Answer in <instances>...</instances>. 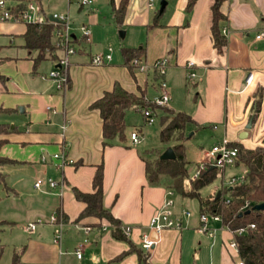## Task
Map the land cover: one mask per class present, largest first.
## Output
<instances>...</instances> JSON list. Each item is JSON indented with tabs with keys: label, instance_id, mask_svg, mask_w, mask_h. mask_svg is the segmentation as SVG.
Listing matches in <instances>:
<instances>
[{
	"label": "crops",
	"instance_id": "1",
	"mask_svg": "<svg viewBox=\"0 0 264 264\" xmlns=\"http://www.w3.org/2000/svg\"><path fill=\"white\" fill-rule=\"evenodd\" d=\"M119 1L115 0L117 4ZM187 1L167 0L158 23L154 24L160 7L152 11L149 0H130L124 22L144 35V40L139 38L137 42L139 46H128L144 47V63L168 59L164 75L170 95L168 105L177 111L182 109L178 105H191L185 109L197 125L189 127L190 136H200L202 142L211 141V146L201 147L198 165L206 159V150L225 139L241 142L248 148L264 146V34L257 37L264 33V0L222 3L226 19L221 22V31L227 38L222 52L215 47L212 33L214 0H197L191 11H187ZM225 28L227 33L223 32ZM26 30L24 22L0 23V35L10 38L9 44H0V53L12 47L17 36L22 38L21 47L25 50L22 55L0 54V72L6 76L4 82L0 81V107L17 109L1 118L10 124L11 131L0 133V155L14 160L12 167L2 170L7 175L20 176L18 181L28 180L34 189L25 201L24 188L12 186L5 199L9 205L0 210V221L9 222L4 226L18 224L27 234L26 240L14 249L20 253L21 260L25 264H144L139 254L131 251V244L142 249L141 236L150 231L151 218L172 198L173 210L181 216L180 224L160 231L151 250H143L148 253V263L238 264L241 259L237 247L231 244L234 234L230 228L223 222H211L217 229L213 237L199 230L200 214L210 210V200L219 185L201 196L208 203L203 210L199 201V215H183L188 203L185 199L192 197L182 196L165 182L149 183L144 158L151 154L131 139L136 129L131 132L126 129L124 142L104 143L100 112L91 109V103L111 90L116 82L132 92L145 90V97L151 100L147 97L150 79L157 91L156 98L161 92L156 71H132L125 64L122 50L119 59L93 65L92 57L105 54L107 49H103L90 53L89 59L74 57L65 71L66 85L59 87L57 79L36 71L34 60L24 47ZM72 36L76 39L75 34ZM90 41L91 31L86 42ZM57 51L50 71L60 68L63 54ZM79 52L83 53L84 48ZM189 61L195 63L192 70L196 73L190 79ZM5 62L15 66L9 77L1 68ZM251 71L255 76L248 84L246 77ZM260 92V109L255 112ZM251 117L252 127L246 129ZM244 131L248 135L242 139ZM63 156L67 160L64 163ZM99 165L103 167V203L120 220L123 229L130 228L125 233L128 240L115 238L113 225L107 219L96 216L78 219L86 204L75 197L73 187L93 192ZM235 167L239 165L219 168L221 183L227 181L226 171ZM33 171L38 174L36 180L45 181L43 187H35L36 180L33 182L29 174ZM48 178L59 184L51 187ZM59 209L66 221L58 218ZM54 216L58 219L53 220ZM33 221L39 222L36 229L26 230L25 226ZM60 230L62 240L56 242ZM79 244H83L81 258L76 254Z\"/></svg>",
	"mask_w": 264,
	"mask_h": 264
},
{
	"label": "trees",
	"instance_id": "2",
	"mask_svg": "<svg viewBox=\"0 0 264 264\" xmlns=\"http://www.w3.org/2000/svg\"><path fill=\"white\" fill-rule=\"evenodd\" d=\"M21 4H26L29 0H20ZM41 5V0H35ZM197 0L187 1V11H191ZM225 0H214L212 11V33L214 45L219 52L223 51L227 43L226 36L221 31V22L226 19L225 14L221 10V5ZM130 0H120L117 4L115 0H110L114 20L117 25L124 23L125 15ZM44 12V8L40 6ZM163 12L158 9L155 13L154 24L158 23L159 17ZM27 30L24 33V47L31 54L35 66L47 59L56 58V51L61 48L59 39H54L57 29L61 28L59 23L46 21L43 23H26ZM122 54L125 58V64L134 71L136 65L133 63L135 59L142 61L145 56V49L141 47H123ZM36 53V55H33ZM6 76L0 72V81L4 82ZM145 90H139V93L125 89L119 82H116L111 90H107L104 94L91 103V109H97L102 119V135L105 144H113L115 142H124L127 140V123L126 114L131 109H137L141 112L147 110L156 113L161 111V130L160 139L165 147L171 146L176 154L175 159H161L162 149L148 150V154L154 157H145V172L147 179L151 185H158L163 182L174 189L177 193L185 197H197L203 207L208 203L201 199V189L212 183L218 177V167L207 166L201 170L198 177L190 179L189 185L185 179L189 177L188 163L190 162L186 156V140L189 138L188 129L190 126L197 125L196 120L191 114L184 110H175L169 105H157L145 97ZM255 112L260 109L262 92L259 93ZM17 109L0 107L1 114H10ZM145 120L147 121V117ZM10 124L0 122V133L10 132ZM2 143V142H0ZM230 146L237 147L238 156L236 165L245 167L246 172L244 178L228 187L224 192L220 193L214 199L211 209L221 214L222 222L232 231L240 227H245L250 223H254L255 227L249 229L239 235L235 233L237 241V249L240 259L246 264H264V210L253 209L254 205L264 202V146L255 148L245 147L241 142H230ZM13 159L0 155V181L5 184L7 174L2 170L4 165L12 164ZM93 192H84L73 187L75 197L83 201L86 205L81 211L78 219L86 216H96L101 219H107L113 225V235L117 239L128 240L121 222L114 217L112 212L105 207L103 203V167L99 165L93 179ZM8 190V191H9ZM229 199L227 202L226 200ZM249 202V204H247ZM58 218L66 221L65 214L58 210ZM9 223L6 220L0 221V231L4 225ZM143 248H137L131 244V251L139 254L141 262L148 263V253L143 252ZM1 259V253H0ZM1 264V260H0ZM11 264H25L21 260L19 252L14 251Z\"/></svg>",
	"mask_w": 264,
	"mask_h": 264
},
{
	"label": "rangeland",
	"instance_id": "3",
	"mask_svg": "<svg viewBox=\"0 0 264 264\" xmlns=\"http://www.w3.org/2000/svg\"><path fill=\"white\" fill-rule=\"evenodd\" d=\"M81 0H72L70 3L69 0H41V5L37 3L38 6H42L47 15H51L53 13H65L69 15V25H68V33L75 34L76 39H74L73 44L76 49V52L69 55V61H73V58L76 56H82L84 59H89L90 53H95L101 51L103 49H107L104 53H110L112 55L113 60H117L121 55V48L128 46H139L137 43L139 38L143 39L144 35L141 32H137L136 28L131 27L128 23L124 22L123 25L118 26L113 19L112 6L110 4V0H92L91 4L81 5ZM153 8L152 11L157 10L160 7L161 0H152ZM96 17V19H92ZM86 25L89 31H91V41L86 42L84 39V31L82 27ZM121 31L127 32L128 35H121ZM57 38L56 32L54 35V39ZM144 40V39H143ZM22 38L17 36L14 38L13 46L2 51L0 54L2 55H11L15 56L16 54H24L25 50L21 47ZM10 38L4 35H0V44H9ZM84 48V52L80 53V49ZM110 49V50H109ZM59 54L62 53L65 55V50L63 48H59ZM33 55H36L34 53ZM62 56V57H63ZM1 66L2 70L5 71L7 77L15 71V66L12 63L5 62ZM136 65L135 71L139 72ZM51 68H54V62L52 58H47L36 65V71L46 72L49 74ZM165 78V76H164ZM166 80V79H165ZM153 81L149 80V85L147 89V97L151 100H154L157 95V91L155 87L152 85ZM156 83V82H155ZM191 90L193 88L191 87ZM184 92V90H182ZM182 108L181 110L186 111L185 107H190L191 105H178ZM188 112V111H186ZM189 113V112H188ZM5 117V114L0 115L1 118ZM161 111L157 110L156 113L152 114L153 121H146L144 113L137 109H131L127 113V123L128 128L127 131L131 132L132 130H137L139 132L140 141L137 143L139 148L153 150V149H162L165 148V145L161 142L160 139V130H161ZM2 122V121H1ZM141 126V127H140ZM141 128V130L139 129ZM140 130V131H139ZM200 136L193 135L190 136L186 140V156L190 161L188 163L189 177L185 179L187 185H189L190 179H195V173L200 170V163L206 161L203 160L197 162L202 158V146H211V141L209 139L205 141H200ZM246 147V146H245ZM156 155V154H155ZM151 154L150 157L155 156ZM12 167L11 164L4 165V169H8ZM28 167V166H26ZM246 169L243 166L235 167L232 169H228L226 171L225 178L227 181L222 180V176L219 175L212 183L205 186L201 190V196H206L209 191L214 189L216 185L217 191L213 193L212 198L210 200V204L213 205V201L217 194L220 192H224L226 187L233 185L244 178ZM32 175L33 182L36 180L38 174L33 171L29 173ZM29 175V176H30ZM37 175V176H36ZM234 175V176H233ZM6 183L10 188L13 186H17L19 188H24L26 194L23 196V200H28L27 198L32 194L34 189L30 187L28 180L18 181L17 179L20 177L16 175H7ZM233 176V177H232ZM231 177V178H230ZM230 178V179H229ZM234 179V180H233ZM14 182H17L16 185ZM221 183V184H220ZM44 186V185H43ZM42 186V187H43ZM37 189V188H36ZM5 187L4 183L0 181V210L7 207L9 202H6V194L10 193L11 190ZM28 192V193H27ZM175 197H178L175 195ZM187 204L184 210H189L194 216L200 214L199 210V199L197 197L186 198ZM214 206V205H213ZM214 224V223H213ZM212 223L211 225L214 226ZM27 238V234L23 232L21 226L18 224L13 226H4L0 231V253H1V263L2 264H10L12 259V254L15 248H19L21 243H23Z\"/></svg>",
	"mask_w": 264,
	"mask_h": 264
},
{
	"label": "built area",
	"instance_id": "4",
	"mask_svg": "<svg viewBox=\"0 0 264 264\" xmlns=\"http://www.w3.org/2000/svg\"><path fill=\"white\" fill-rule=\"evenodd\" d=\"M72 1V0H69ZM81 5L91 4L92 0H81ZM149 6H153V1L149 0ZM53 18L55 20H51L49 15L44 13L40 6L36 4L35 0H29L26 4L22 5L20 0H0V23L1 22H24V23H43L48 20L59 23L61 25L60 29L56 30L57 39H59L61 47L65 50V55L60 59V68H55L50 71L49 75L57 79L58 86L62 87L66 85L67 82V75L65 73L67 67L70 64L69 55L76 52L74 47L73 41L74 37L72 34L68 33V25H69V15L65 13H53ZM84 31V39L86 41L90 40V31L86 25L82 27ZM224 33H227V29L223 30ZM264 33H260L257 37H260ZM110 50V49H109ZM112 58L110 53L105 54H96L92 57V64L99 66L109 61ZM137 64V68L139 72L147 73L151 69L155 70L157 73V83L160 86L161 92L160 94L152 101L157 105H168L170 100V95L167 90V82L164 78L166 73V68L168 65V59L166 57L157 59L154 63H144L143 61H139L137 59L134 60ZM187 67L189 69H193L195 67V63L193 61H189L187 63ZM196 73L192 70L189 72V79L194 78ZM255 73L253 71L249 72L246 77V82L251 84L254 80ZM144 114L147 117V121H153L152 118V111H145ZM131 139L134 143H138L140 141V137L138 132L134 131L131 133ZM228 140H223L222 142L213 145L210 149L205 151L206 161L200 163V170L195 173V178L198 177L201 170L205 169L207 166H215L218 168H224L226 166L234 165L236 163V159L238 156V149L237 147H233L229 145ZM57 156V155H56ZM63 163L66 162V158L63 156ZM69 162H72L69 160ZM234 180V179H233ZM45 181L41 178L37 179L35 182V187H41ZM47 183L51 187H56L59 183L54 180L53 178H48ZM227 202L229 199L226 200ZM249 204V202H247ZM174 200L172 198H168L165 203L158 209V211L153 215L150 221V231L142 234L141 236V247L145 251L151 250V248L156 244L157 239L152 236L153 232L157 234L166 228H171L173 226L180 224L181 216L174 212L173 210ZM215 208L211 209L208 212H202L200 214V221L201 224L199 226V230L210 236L213 237L217 233V229L211 226V222H221L222 223V216L220 213L214 210ZM183 215L190 216L192 213L189 210H183ZM56 216L53 217V220H57ZM38 221H33L28 223L25 226L26 230H34L37 227ZM255 227L254 223H250L245 227H240L235 231H232L233 234L235 233L241 235L245 233L248 228L252 229ZM124 232L127 234L130 231L129 227H125ZM62 230H60L56 236V242H60L62 240ZM236 238L234 236L231 244L232 246H236L237 244ZM237 247V246H236ZM83 252V244H79L76 254L78 258L82 257ZM238 264H246L243 260H239Z\"/></svg>",
	"mask_w": 264,
	"mask_h": 264
},
{
	"label": "water",
	"instance_id": "5",
	"mask_svg": "<svg viewBox=\"0 0 264 264\" xmlns=\"http://www.w3.org/2000/svg\"><path fill=\"white\" fill-rule=\"evenodd\" d=\"M167 5V0H161L160 2V12H163L165 7ZM50 19L51 20H55L53 18V14H51L50 16ZM121 35L124 36L125 35V32L121 31ZM252 124H253V117H251L246 125V129H250L252 127ZM248 135L247 131H244L242 134H241V138H246ZM160 158L161 159H175L176 158V154L174 152V149L169 146L167 147L161 154H160ZM220 195V192L218 193L217 196ZM253 209H257V210H264V202H261V203H258L256 205H254ZM152 236L154 238H157V233L156 232H153L152 233Z\"/></svg>",
	"mask_w": 264,
	"mask_h": 264
}]
</instances>
